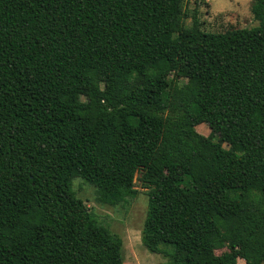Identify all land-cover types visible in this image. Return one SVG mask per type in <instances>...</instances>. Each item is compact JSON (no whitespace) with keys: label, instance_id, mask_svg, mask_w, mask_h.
Here are the masks:
<instances>
[{"label":"trees","instance_id":"obj_1","mask_svg":"<svg viewBox=\"0 0 264 264\" xmlns=\"http://www.w3.org/2000/svg\"><path fill=\"white\" fill-rule=\"evenodd\" d=\"M183 2L0 0V264H125L72 182L137 172L164 264H264V0L221 32Z\"/></svg>","mask_w":264,"mask_h":264},{"label":"rangeland","instance_id":"obj_2","mask_svg":"<svg viewBox=\"0 0 264 264\" xmlns=\"http://www.w3.org/2000/svg\"><path fill=\"white\" fill-rule=\"evenodd\" d=\"M253 2L254 0H184L183 8L189 13L197 10L202 27L206 31L221 32L230 28H250L258 25L259 22L250 10ZM184 20L190 25L192 18L188 15ZM196 129L205 135L211 131L207 123L199 124ZM224 146L228 147L227 144ZM140 175V172H137L135 176L137 196L116 205L99 202L96 187L80 176L73 179L72 189L84 200V204L98 223L106 227L114 237L122 240L125 264H164L169 258L165 252H173L174 247L162 244L163 252L155 253L150 251L141 239L149 203V189L144 187ZM226 251L228 248L225 247L217 249L216 253ZM237 264H245V261L239 259Z\"/></svg>","mask_w":264,"mask_h":264}]
</instances>
